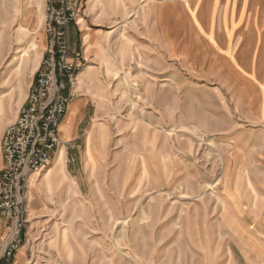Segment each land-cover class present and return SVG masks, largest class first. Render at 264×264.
I'll list each match as a JSON object with an SVG mask.
<instances>
[{"label": "rangeland", "instance_id": "rangeland-1", "mask_svg": "<svg viewBox=\"0 0 264 264\" xmlns=\"http://www.w3.org/2000/svg\"><path fill=\"white\" fill-rule=\"evenodd\" d=\"M46 1L0 0V140L47 47ZM110 2L131 12L99 65L82 54L84 115L66 142L59 126V177L55 155L31 177L14 264H264V0Z\"/></svg>", "mask_w": 264, "mask_h": 264}, {"label": "built area", "instance_id": "built-area-1", "mask_svg": "<svg viewBox=\"0 0 264 264\" xmlns=\"http://www.w3.org/2000/svg\"><path fill=\"white\" fill-rule=\"evenodd\" d=\"M45 31L47 47L24 105L14 123L2 134L0 147L4 167L0 184V209L11 222L0 264H14L23 243L31 177L50 162L60 145L59 126L75 91L83 67L82 53L71 51L68 29L78 20L76 0H47Z\"/></svg>", "mask_w": 264, "mask_h": 264}, {"label": "crops", "instance_id": "crops-1", "mask_svg": "<svg viewBox=\"0 0 264 264\" xmlns=\"http://www.w3.org/2000/svg\"><path fill=\"white\" fill-rule=\"evenodd\" d=\"M90 3H91L90 8H88V18L87 19L83 18L81 21H77L76 24H72L69 27V31H68L69 43H70L71 51L74 50L79 51L83 54L84 58L85 57L92 58L93 62L99 65L101 60L104 59L106 38L109 37V34H112L114 33V31H116L117 21L120 20V18H123L126 14H129L131 11L130 9L128 11V8L126 10L127 6L125 5V3L123 4L120 3L118 5L115 3V6L111 7L110 0H92V2ZM188 15L189 18H191L192 20L193 30L195 31V28L198 29L197 26L198 24L196 23V17H197L196 7L195 8L193 7L192 9L189 8ZM159 19H160L159 8H156L155 9L156 34L158 32ZM203 36L204 38H206L205 35ZM126 37H128V39ZM125 38L129 42H133V41L139 42V40H141L140 39L141 37L139 36L127 35L125 36ZM159 38L160 37H158L157 35L154 36L156 45H158ZM209 38L211 41H214L212 35ZM160 40H161L160 43L162 44V37L160 38ZM92 67L95 68L96 66L87 65L86 69L79 74V79L83 77V73H85L87 70L91 69ZM236 73L239 72L236 71ZM79 79H78V87L81 86ZM85 103L86 102L84 98H78V99L76 98L69 104L67 112L65 113L62 122L60 124V130L62 131L61 138L64 142H66L65 140H68L74 134L78 125V121L84 115L83 112L86 105ZM0 113H1V108H0ZM63 138H65V140ZM63 161H64V147L60 145L55 153V157L53 160L54 176L55 174L56 175L58 174L57 177H59V174L62 172ZM219 181L220 180L218 179L216 183H219ZM225 194H226L225 196H227L228 194L231 193L230 191H227ZM41 261H46V258L40 257L37 259L35 257L34 259H32L31 262L30 259L25 261L21 252H19L16 256V264H40Z\"/></svg>", "mask_w": 264, "mask_h": 264}]
</instances>
